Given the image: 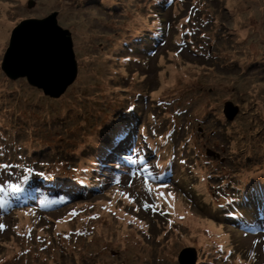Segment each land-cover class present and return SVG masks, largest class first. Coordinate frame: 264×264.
<instances>
[{"label": "rangeland", "instance_id": "rangeland-1", "mask_svg": "<svg viewBox=\"0 0 264 264\" xmlns=\"http://www.w3.org/2000/svg\"><path fill=\"white\" fill-rule=\"evenodd\" d=\"M47 1L51 0H0V146L5 145L1 138L8 146L14 144V151L25 153L15 157L24 161L32 158L33 147L44 151V145H59L70 151L77 145L96 152L113 138L110 148L118 151V158L94 166L92 173L100 157L88 164L86 172L100 179V187L83 195L82 202L74 201L77 209L70 214L66 201L42 212L22 213L11 224L12 195L2 191L0 221L8 222L1 233L4 264H178L179 258L191 260L192 253L198 264H264V231L243 234L224 228L227 222L216 212L242 186L239 181L264 179V0ZM158 7L166 8L164 16L156 12ZM52 13L71 34L78 66L76 80L59 99L44 96L25 79H9L1 68L12 30L25 20ZM161 21L171 27L162 32L163 42L147 61L127 62L136 39L146 30L161 35ZM80 26L81 37L76 32ZM228 102L239 110L232 121L223 115ZM128 109L137 112L132 117L126 114L129 118L106 131ZM8 133H15L14 138L9 139ZM126 137L130 138L125 145H118ZM56 154L50 155L45 167L59 160ZM160 159L165 166L158 165ZM7 164H13L11 159ZM8 172L9 168L3 169L0 175ZM145 177L151 191L145 187ZM161 193L164 199L159 198ZM150 203L155 206L149 211L155 214L158 206H164L156 220L168 225L167 239L140 230L144 205ZM40 213H51L47 221L52 224L46 226ZM172 214H177L176 222L168 224ZM36 218L43 222L36 223ZM76 218L77 227L83 228L79 238L70 229ZM56 221L64 225L55 232ZM96 225L119 234L123 249L115 242L116 235L109 236ZM93 226L96 236L105 233L101 246H92L95 231L87 236ZM40 235L45 244L39 243ZM190 236L195 241L188 243ZM48 239L60 242L62 249ZM75 245L78 248L71 249ZM230 247L234 251H228ZM244 247L247 255H259L247 263L240 261Z\"/></svg>", "mask_w": 264, "mask_h": 264}, {"label": "trees", "instance_id": "trees-1", "mask_svg": "<svg viewBox=\"0 0 264 264\" xmlns=\"http://www.w3.org/2000/svg\"><path fill=\"white\" fill-rule=\"evenodd\" d=\"M98 6V5H97ZM99 7V6H98ZM156 11V9H154ZM157 12V11H156ZM159 12V11H158ZM166 30V28H164ZM158 37L156 33H154L152 30H147L144 33L143 37H138L136 39V50H143V53H140V56H143L145 53H151L154 49V46L158 40ZM162 37V35H161ZM171 44V42H170ZM135 50V51H136ZM139 52V51H136ZM136 56H128L126 59L127 62H135L137 63ZM119 59V57H117ZM136 59V60H134ZM11 94V93H9ZM14 94V93H13ZM13 97V96H12ZM10 97V99H12ZM14 100V99H12ZM16 103L18 102L17 99H15ZM136 106V105H134ZM157 107H160L164 109L166 112L167 110L164 107H161L159 105H156ZM237 107V106H236ZM137 112V109H134L132 111H124L125 116L122 117L117 122L109 125L106 131H111L114 127L120 125L124 120H126L127 117L126 114L130 117L134 116ZM54 123L64 124V122L56 121ZM68 124V123H67ZM63 126V125H62ZM125 127H123L124 129ZM122 129V130H123ZM105 134V133H104ZM8 137V136H7ZM29 142H32L30 139ZM14 144L8 145H1L0 146V158L4 159L6 161V164L8 162L7 158L10 157L12 161V167L9 168V172L6 173V175L3 176L4 178V187L3 191H7V193L16 195V198H13L10 200V206L13 208L18 209V212L25 211V212H32V211H40L47 209L48 207H59L62 203L60 201L61 196H70L75 193V191H79V193L83 190H92V188L95 187V178L91 176V174H88L86 172V168L89 163L93 162L96 158H98V152L92 151L88 147L85 148V150L82 152L84 154V159H80V147L77 145H73L68 148L70 151H66L63 147L59 145H44V148L46 150H49L50 152L46 151H39L38 149H33L30 151V155H32V158L27 156V166L26 167H19V160L15 155L19 152L24 153L23 150L14 151L12 149V146ZM43 145V144H42ZM42 145L40 144L39 147L43 149ZM109 147L102 146L99 148L101 153H104L106 149ZM52 153H57L55 157L59 158V162L61 165L63 164V167L66 168L68 172V177L66 181H63L59 176H57V169H48L45 166H42V164L47 161V158H50V155ZM25 154V153H24ZM34 157L37 158V163L34 161ZM94 159V160H93ZM52 160V159H51ZM15 163V165H14ZM2 164V163H0ZM95 165V163H94ZM94 165L91 168V173L94 172ZM27 169H31V171H27ZM3 169H0V172L2 173ZM43 172L45 176H48V179H44L41 176H37L36 173ZM2 175V174H1ZM0 175V177H1ZM25 177H27V181L25 182ZM78 178L79 181L72 182L73 179ZM222 178V177H220ZM215 179H218V177H215ZM15 182V183H14ZM234 182V181H233ZM14 183V184H13ZM17 183V184H16ZM239 183L243 186L236 188L235 194H233V198H230V205L229 208V216L230 218H237V215L232 213V208L235 207V209L241 208V205L244 201H251L250 199H254L255 201L259 198L261 200H264V179L260 180H252L250 182H246L244 180L239 181ZM9 185H18L22 190L20 192H12ZM21 192L29 193L33 192L35 193L36 198H32L33 202H24L25 198L20 194ZM80 194H77L78 200H80V197H78ZM232 199V200H231ZM30 204V205H28ZM23 206L30 207L26 209ZM232 208H231V207ZM226 211V209H224ZM43 215V218L46 222L45 225L49 226L51 221H47L48 216L51 214H45L40 213ZM254 215V218H256V221H260L262 216H264V203H259L256 207L255 211L252 213ZM40 219L37 220V223H42ZM152 231H155V228L151 227ZM0 244H1V236H0ZM2 248V245H0V249ZM246 248H240L241 256L240 261L242 262H249V260L255 259L253 256H249L244 251ZM231 251L233 249L231 248ZM258 263V260H256Z\"/></svg>", "mask_w": 264, "mask_h": 264}, {"label": "water", "instance_id": "water-1", "mask_svg": "<svg viewBox=\"0 0 264 264\" xmlns=\"http://www.w3.org/2000/svg\"><path fill=\"white\" fill-rule=\"evenodd\" d=\"M1 68L9 79H26L29 86L48 98L63 96L76 80L78 66L71 34L58 25L57 13L18 24L11 32ZM238 111L228 102L224 105L223 115L227 121H232ZM207 156L214 157V153L208 152ZM192 254V261L183 257L178 259V264H189L190 261L195 264L196 253Z\"/></svg>", "mask_w": 264, "mask_h": 264}, {"label": "bare ground", "instance_id": "bare-ground-1", "mask_svg": "<svg viewBox=\"0 0 264 264\" xmlns=\"http://www.w3.org/2000/svg\"><path fill=\"white\" fill-rule=\"evenodd\" d=\"M51 1H53V0H51ZM51 1H47V3H49V2H51ZM168 1V0H167ZM105 2V1H104ZM106 3V2H105ZM162 2H160V3H156L155 2V4H161ZM251 5H254V4H251ZM154 6V8H156L157 6L156 5H153ZM78 8H82V6H79ZM244 6H242L240 9L243 11L244 10ZM164 9H166V8H161V7H158L157 8V10L158 11H160V12H164ZM1 10H3V9H1ZM88 15H89V13H88ZM81 22H82V24H83V26L84 27H86V24H87V21L85 20V19H82L81 20ZM162 23V31H161V35H162V32L164 31V27H163V21L161 22ZM1 25H2V22H0V29H1ZM80 28H81V26L80 27H77L76 28V32H77V35L78 36H82V32L80 31ZM148 30H152V29H148ZM156 35H157V33H156ZM162 37H163V35H162ZM3 39V35H2V33L0 32V40H2ZM1 45V44H0ZM136 49H134L133 50V53H131L132 54V56H135L136 54H140V53H143V50H136V51H139V52H136L135 51ZM129 51V50H128ZM176 74H175V76H173V79L174 80H177V78H176ZM135 104H137V102H134L133 103V105H135ZM225 118V117H224ZM16 119V116H15V118H14V120ZM13 119L11 118V121H12ZM17 124V123H16ZM135 125V129H139V127L140 126H138V125H136V123L134 124ZM142 126V125H141ZM143 127V126H142ZM14 136H15V133H13V134H10V133H8V138L9 139H11V138H14ZM111 139V138H110ZM47 148V147H46ZM46 148L44 149V151H46V152H50L49 150H46ZM161 148H163V147H161ZM101 150V149H100ZM83 151H82V149H80V159H84V154L82 153ZM48 160H51V157L50 158H47ZM44 163H47L48 164V161H46V162H44ZM49 163H52L53 164V166H49L48 167V169H53V170H55V169H57V176H59L63 181H66L67 180V177H68V172H67V170H66V168H64L63 167V164L61 165V163L59 162V160L58 161H53V162H51V161H49ZM60 164V166H58L57 164ZM3 176H4V174H2L1 175V177H0V187H4V178H3ZM77 181H79V179L78 178H75V179H73V181L72 182H77ZM15 183V182H14ZM13 183V184H14ZM17 184V183H16ZM95 189V187L94 188H92V190H94ZM91 190V191H92ZM89 190H84L78 197H80V199H81V197L83 196V195H85V194H87V192H88ZM5 193H7V191L5 192ZM31 193H33V192H29V193H25V192H21L20 194L25 198V201L24 202H30V200L34 197V198H36V196L37 195H35V193H33L34 195L33 196H31ZM8 195H12V194H9V193H7V196ZM17 196L16 195H12V196H10V199H9V201L11 200V199H13V198H16ZM29 197V198H28ZM70 198H77V196L76 195H70V196H62V198H61V200L62 201H64V202H66V201H69L70 200ZM216 207V206H215ZM224 209H226V207H217V209H216V212L220 215V218L221 219H223L224 221H226L227 220V218H226V213H225V210ZM143 222L145 223V224H148V225H150L152 228H155L157 231H159V232H161V233H164L165 231V227H164V224L160 221H155V220H152V219H146V218H150V217H148V216H146V215H143ZM80 219L78 218H76L73 222H71V224H70V229L71 230H75V233H79V231L80 230H83V228L81 229L80 227H77V223H78V221H79ZM97 226V228L99 229V230H103V231H106L105 233L107 234V235H109V236H111V235H116L117 236V238H116V240H115V242H118V243H120V246L121 245H123V240L120 238V236H119V234H117V233H114V232H111L110 233V230H108V229H103V227H102V225H96ZM96 226H93L94 228H93V230H92V232L91 233H89V234H87V236H90L92 233H93V231H95V234H94V236L93 237H95V238H93V241L91 242L92 243V246L93 247H97V246H101V245H103V242L106 240V237L104 236L105 235V233H104V235L103 234H101V233H97L98 234V236H96ZM84 227H85V225H84ZM195 226L193 225V228H194ZM59 228H62V227H60V226H54V228H53V230L55 231V230H59ZM42 230V229H41ZM155 230V231H156ZM196 229H193V231H195ZM56 232V231H55ZM214 233H219V232H214ZM43 235H44V230H43ZM43 235H40V237H39V243L42 245V244H45L46 243V241L44 240V238H43ZM80 237V235L78 234L77 235V238H79ZM41 239V240H40ZM102 239H104V240H102ZM195 239V237H193V236H190V237H188V240H187V242L188 241H195L194 240ZM48 242H52L53 244H55L57 247L58 246H60L61 247V249H62V245H61V243L60 242H58V241H53V240H50V239H48L47 240ZM200 241V239L199 240H197V242H199ZM189 243V242H188ZM78 248V245H75V246H71V249H77ZM123 249V246H121V248H120V250H122ZM33 250H36V248H34ZM54 250H56V248H54ZM38 252V251H37ZM238 256V255H237ZM240 257V256H239ZM7 258H8V256H7ZM4 259H6V257L5 256H0V261H1V263L2 264H4ZM46 259V258H45ZM44 259V260H45ZM90 260H93L92 259V257H90L89 258ZM196 264H198V261H197V263ZM205 264H207V263H205Z\"/></svg>", "mask_w": 264, "mask_h": 264}, {"label": "snow or ice", "instance_id": "snow-or-ice-1", "mask_svg": "<svg viewBox=\"0 0 264 264\" xmlns=\"http://www.w3.org/2000/svg\"><path fill=\"white\" fill-rule=\"evenodd\" d=\"M129 111H132V109H128ZM142 163V161H141ZM181 163H184V161H181ZM12 165H8V164H0V169H8V168H11ZM27 171H31V169H27ZM145 172H147L148 170L147 169H144ZM37 176H41L43 177L44 179H48L49 177L48 176H45L43 172H39V173H36ZM150 175V174H149ZM27 181V177H25V182ZM117 183H119V181H117ZM144 184H145V187L148 188L149 191H151V187L149 186V178L148 177H145L144 178ZM10 189L12 192H20L22 189L18 186V185H9ZM3 191V188H0V192ZM158 192H161L160 189H157ZM160 199H164V196L163 194H161L159 196ZM131 202V201H130ZM0 207H3V202L0 201ZM145 207H147V205H145ZM27 215V213H25ZM73 215H75V213H73ZM3 231H5V225L4 224H0V233H2Z\"/></svg>", "mask_w": 264, "mask_h": 264}]
</instances>
